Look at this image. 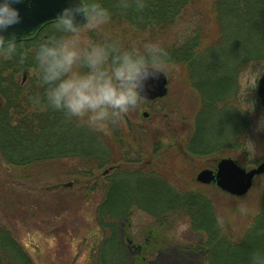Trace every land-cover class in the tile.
<instances>
[{"label":"rangeland","instance_id":"374dc122","mask_svg":"<svg viewBox=\"0 0 264 264\" xmlns=\"http://www.w3.org/2000/svg\"><path fill=\"white\" fill-rule=\"evenodd\" d=\"M199 34L206 37L203 42L206 46L213 45L221 36L211 0H201L199 7L181 14L166 31L163 42L182 43ZM92 35L95 34L82 32V43L93 40ZM146 37L145 34L143 38ZM223 40L222 46L195 57L189 69L181 64H167V96L151 102L142 100L119 122L117 127L122 135L137 137L142 142L130 146L128 138H124L121 151L125 159L133 163L122 165L118 173L111 171L114 173L111 178L120 182L128 178V181L126 170L146 167L152 162L155 164L150 170L156 166L168 169L174 180L180 181L175 184L182 192L199 191L205 195L217 223L229 226V235L236 241L245 231L247 221L258 213V192L263 176L254 180L252 188L242 197L213 190L216 187L201 185L195 178L203 167L208 164L213 167L221 157L235 159L246 169L264 161H256L264 157V110L256 98L264 63H252L242 57L243 53L235 50L227 35ZM242 41H239L241 48ZM227 44L234 50H226ZM19 79L22 80V76ZM204 99L215 102L211 106L208 101V107L203 109ZM143 112L148 116L144 117ZM132 132H136L135 135H131ZM144 134L146 139L142 140L140 136L143 138ZM206 146L217 153L204 158L187 153L191 147L204 150ZM138 152H143V156L139 162H134ZM186 156L191 163L183 158ZM66 165L80 166L79 161ZM105 168H94L93 177L89 178L68 175L56 164L38 170L16 167L0 156V186L32 196L40 205L33 217L23 210L8 211L14 237L36 264H97L95 250L103 233L97 223L96 210L110 185V182L103 183L107 177L102 174ZM191 175L193 182L208 187L190 184ZM240 206L247 209L245 215L239 213ZM160 225V219L135 208L120 220L118 230L136 245H144L146 237L153 234L158 247L148 248L145 264H208L204 255L190 246L201 243L199 237L191 233L188 216L175 217L173 222L161 225V229ZM202 237L204 241L205 236ZM107 261L114 264L110 257Z\"/></svg>","mask_w":264,"mask_h":264},{"label":"trees","instance_id":"16d2710c","mask_svg":"<svg viewBox=\"0 0 264 264\" xmlns=\"http://www.w3.org/2000/svg\"><path fill=\"white\" fill-rule=\"evenodd\" d=\"M100 2L110 10L112 19L101 33L92 35L93 40H99L102 34H108L118 38L125 45L137 48L145 42H156L168 52V65L181 64L189 69L195 62V57L222 46L225 43L223 38L227 35L229 40L231 38L235 50L243 53L242 57L252 63H264V0H211L221 36L216 43L208 46L203 44L206 38L203 34L191 41L184 39L182 43L163 42L166 31L178 17L190 9L199 7L201 0H145L146 6L143 10H136L133 0H127L130 5L128 8L122 6L125 0ZM52 27L53 25L49 24L32 39L23 40V49H34L47 37ZM145 34L147 37L143 38ZM239 41H242L243 48L240 47ZM232 46L227 44L226 50H234ZM30 71L35 73L30 75ZM21 76L22 80L19 79ZM41 91L38 73L30 58L0 60V156L8 164L29 170L45 169L56 164L68 175L77 174L92 178L94 168H115L113 172L118 173L122 165L133 163L125 159L121 147L125 143L124 138H128L130 146L141 143L140 139L122 135L118 125L105 136L66 117L62 112L51 110L43 104L33 105L29 97ZM208 101L211 106L215 102L204 99L203 109L208 107ZM135 133L132 132L131 135ZM140 138L145 140V134ZM195 149L191 147L187 149V153L203 158L217 153L215 149L207 146L204 150ZM142 156L143 152H140L134 162H139ZM183 158L191 163L189 156ZM261 160H264V157L256 161ZM74 161H79L80 166L66 165ZM154 164L152 162L146 167L126 170L130 178L128 181L127 177L121 182L114 181L111 178L114 173L104 178L103 183L110 182V185L104 201L96 210L97 223L103 233L102 240L95 250L97 264H111L107 257H110L114 264H145L148 248L158 247L152 239L153 234L146 237L144 245L139 246L132 239H126L118 230L120 220L131 214L135 208L160 219L161 225L173 222L175 217L188 216L191 233L199 237L201 243L190 246L204 255L208 264H249L252 252L264 251V175L262 188L258 192V213L246 222L245 231L235 241L229 235L230 227L217 223L214 210L204 194L199 191L182 192L175 184L178 185L180 181L174 180L168 169L153 166L150 170L149 167ZM206 167L212 165L208 164ZM192 179L191 175L190 184L201 186ZM130 181L134 182V185ZM145 188L147 189L144 190ZM136 196L142 201L137 200ZM39 206L34 197L23 196L15 190L7 191L0 186V264H36L14 237L8 211L23 210L25 214L33 217L38 213ZM202 235L205 236L204 241L201 239Z\"/></svg>","mask_w":264,"mask_h":264},{"label":"clouds","instance_id":"9594fccd","mask_svg":"<svg viewBox=\"0 0 264 264\" xmlns=\"http://www.w3.org/2000/svg\"><path fill=\"white\" fill-rule=\"evenodd\" d=\"M32 0H0V60L31 59L42 89L29 97L35 105L62 112L90 130L109 132L144 98L161 76H167L166 49L156 42L139 48L102 34L99 40L82 43V32L101 33L112 19L100 0H67L52 19V30L31 51L22 41L31 35L17 31ZM143 10L145 0H133ZM23 6V7H22ZM130 5L125 0L122 5ZM241 215L247 213L243 206ZM249 264H264V251L250 254Z\"/></svg>","mask_w":264,"mask_h":264},{"label":"water","instance_id":"95a60500","mask_svg":"<svg viewBox=\"0 0 264 264\" xmlns=\"http://www.w3.org/2000/svg\"><path fill=\"white\" fill-rule=\"evenodd\" d=\"M66 2L67 0H32L31 5L25 10L24 23L18 26L17 31L22 34L30 32L31 35L24 40L32 39L44 26L52 23L53 17L60 8L65 6ZM167 93L168 78L161 76L149 96L144 99L153 101L165 97ZM256 97L258 103L264 108V72L257 82ZM143 116L147 117L148 113L143 112ZM107 173L108 170L104 172V174ZM263 174L264 161L246 169L234 159L223 157L218 160L215 170L208 168L200 170L195 181L202 185L215 184L217 188L230 196L242 197L252 188L254 180Z\"/></svg>","mask_w":264,"mask_h":264},{"label":"flooded vegetation","instance_id":"af4514ba","mask_svg":"<svg viewBox=\"0 0 264 264\" xmlns=\"http://www.w3.org/2000/svg\"><path fill=\"white\" fill-rule=\"evenodd\" d=\"M203 168H214V166L213 167H203ZM112 173V172H111ZM111 173H109V174H107L106 176H109ZM140 246V245H139ZM138 250H140V247H138Z\"/></svg>","mask_w":264,"mask_h":264}]
</instances>
